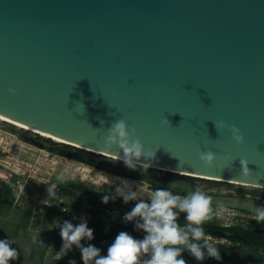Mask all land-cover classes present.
<instances>
[{
	"label": "water",
	"instance_id": "obj_1",
	"mask_svg": "<svg viewBox=\"0 0 264 264\" xmlns=\"http://www.w3.org/2000/svg\"><path fill=\"white\" fill-rule=\"evenodd\" d=\"M0 116L85 148L64 145L249 185L247 193L264 198V0H0ZM120 118L155 158L105 148L107 129ZM221 120L241 130L243 144L228 127L216 128ZM77 149L63 146L57 154L158 188L196 191L184 179L163 181ZM209 150L217 156L212 167L198 155ZM241 159L249 162L248 176L241 174ZM61 190L96 208L88 222L101 228L100 255L121 231L137 239L146 234L137 227L140 217L117 225L119 207L131 210L134 203ZM204 193L222 208L251 213L264 205ZM182 257L187 264H222L187 250Z\"/></svg>",
	"mask_w": 264,
	"mask_h": 264
},
{
	"label": "clouds",
	"instance_id": "obj_2",
	"mask_svg": "<svg viewBox=\"0 0 264 264\" xmlns=\"http://www.w3.org/2000/svg\"><path fill=\"white\" fill-rule=\"evenodd\" d=\"M9 92L16 94L15 89L10 88ZM165 123H169L167 118ZM214 123L217 129L228 127L237 145L244 143L243 133L236 125H226L223 120ZM107 133L105 148L109 151L115 145L122 149L125 157L132 154L136 158L142 156L145 159L155 158V153L151 156L145 153L136 129L130 128L125 119L114 120ZM198 155L207 167H212L217 159L216 154L210 150L201 151ZM124 163L131 167L129 159H125ZM248 163L245 159L240 160L242 175L251 174ZM58 179L62 180L63 176H59ZM55 188L56 185L53 184L47 188L48 197L55 198ZM123 199L127 203L129 196L125 195ZM103 200L107 202V197L105 196ZM211 204L212 197L200 190L181 196L169 189L155 188L149 200L136 202L125 214V219L129 221L134 217H140L141 222L137 227L146 233L142 239L121 231L109 245L107 255L102 256L101 250L94 244L88 246L81 244L82 239H93V229L88 227L86 221L74 225L71 221L65 220L59 226L63 241L62 250L65 252L75 245L80 249L84 264H89L90 261H94V264H187L182 257L185 250L197 260L205 259V250L208 257L220 260L219 248L214 245L210 236H206L202 226L205 221L212 219ZM177 209L185 214L184 220L187 223L183 227L177 222ZM250 212L257 223L264 224V205L254 207ZM12 243L10 239H0V264H9L10 260L17 259L18 252L11 247ZM142 253L148 254L146 258L141 257ZM69 264H76V261L70 260Z\"/></svg>",
	"mask_w": 264,
	"mask_h": 264
},
{
	"label": "rangeland",
	"instance_id": "obj_3",
	"mask_svg": "<svg viewBox=\"0 0 264 264\" xmlns=\"http://www.w3.org/2000/svg\"><path fill=\"white\" fill-rule=\"evenodd\" d=\"M31 138L42 141L44 143V147H40L33 143ZM62 145H64V143L58 142L53 138L43 136L37 132L0 119V173L2 172V174L5 175H10L12 173L14 180L20 179L23 183L25 192L21 196L18 197L17 191H12L13 194L17 196L15 197L14 202L18 207L23 208V210H32V214L35 215L46 214L47 208L58 206L62 201L73 203L74 200L71 197L66 196V194L59 192L58 187L60 182L69 181L83 182L97 188L121 193L124 196L128 195L129 198L134 200L140 201L150 199L153 189H149L150 187H147V185L143 183L136 182L129 178H122L113 174H108L101 170L92 168L85 163L54 154L49 150L51 147H61ZM61 175L63 176L62 180L58 179ZM190 177L204 180L198 181L200 184H207L208 182L225 183V181L212 180L208 178L195 176ZM51 184L56 185L55 198L48 197L47 188ZM225 184L238 185L231 182H227ZM77 206V210L79 211L92 210V208L83 203ZM228 211L235 214V211L225 209L223 212H225L226 216H228ZM219 212H222L221 209H219ZM217 213L218 210L216 208L213 212V217L216 218L217 222L223 225L246 223V220L239 218L236 214L233 215V218L227 220L225 217H218ZM58 217H60L58 212H54V218ZM6 221L7 220H2L0 217V239H3L1 232ZM33 222H36V218L34 217H32L28 229L21 231L20 234H22L24 240L22 243L19 242L17 244L18 241L14 240V248L18 252V257L17 259L12 260V264L38 263L37 261L34 262V257H32V259L31 257L30 259L28 258L34 244L44 243L47 240L50 244L62 243V238L60 236L56 235L55 237H52L49 235L53 234L55 220H53L50 226H48V224L46 225L42 219L38 223L36 222L33 224ZM28 232L33 233V235H27L29 234ZM210 237L214 245L219 248V250L223 244L232 245V243L225 237ZM94 239H85V241L81 244L84 246H88L89 244L95 245ZM19 247L23 248L24 252H22V250L20 251V249H18ZM237 248L241 249L242 246L237 245ZM67 251L69 258L68 263L70 260H75L76 264H84L79 248L73 246Z\"/></svg>",
	"mask_w": 264,
	"mask_h": 264
},
{
	"label": "trees",
	"instance_id": "obj_4",
	"mask_svg": "<svg viewBox=\"0 0 264 264\" xmlns=\"http://www.w3.org/2000/svg\"><path fill=\"white\" fill-rule=\"evenodd\" d=\"M49 150L53 153H56L57 148L51 147ZM63 183L64 182H61V184ZM69 185L77 188L80 193L89 195L99 200H103L105 196L107 197L109 195L105 191H101L97 187L83 182L80 183L71 182ZM15 197L16 196L13 194L12 189L8 187V185L2 182L0 179V214H2L4 218H7V221L4 224L2 230L3 239L12 238L10 239L11 241H13V243L11 244L12 248H14L15 245L14 240L18 241L17 244L19 242L22 243L24 241L22 234L20 233L22 230L28 229L29 223L32 217H34V215L32 214V210L30 211L23 210L21 207H18L15 204L14 202ZM67 204L72 208L76 205L81 204V202L74 200L73 203H67ZM211 207L213 210L212 219L205 221L204 224L202 225L205 230L206 236L211 235L214 237H225L232 243V245L223 244L220 247V255L228 260L236 259L238 262L264 261V224L257 223L255 220L254 221L247 220L245 224L239 223V224L223 225L217 222L216 218L213 217V212L216 209V206L211 205ZM57 210H58V206H52L50 208H47L46 214H35L36 222L38 223L42 219L46 225L47 224L49 225L54 217V212H57ZM184 217H185L184 213L177 216V222L181 227H183L187 223V221L184 220ZM64 220H68V219L66 217L61 218V216L57 218V225H56L57 230L60 229L59 226L60 224L63 223ZM140 222L141 221H139V223ZM88 227L93 229V236H95L96 233H98V231L101 229L92 222H89ZM27 235H32V233L30 232ZM94 238L96 239V237H93V239ZM85 239H82L81 243H83ZM237 245H241L242 248L238 249ZM33 254H34V248L32 249L31 254L28 258L30 259L31 257L32 259V257H34ZM12 263H13L12 261H9V264Z\"/></svg>",
	"mask_w": 264,
	"mask_h": 264
},
{
	"label": "flooded vegetation",
	"instance_id": "obj_5",
	"mask_svg": "<svg viewBox=\"0 0 264 264\" xmlns=\"http://www.w3.org/2000/svg\"><path fill=\"white\" fill-rule=\"evenodd\" d=\"M32 140H33V138H31V141ZM63 146H65L66 148H69V149H77V148H75L73 146H70V145H62L61 147H63ZM56 148H57V150H56V153H54V154H57V151H58V149L60 147H56ZM77 150H79L80 152H84V153L96 156V157L101 158V159L106 160V161L122 164V165H124L126 167H129L128 165H126L124 163V161H121V160H118V159H114V158L109 157V156L96 154L94 152H89V151H86V150H83V149H77ZM75 161H78V160H75ZM78 162H81V161H78ZM82 163H84V162H82ZM86 165H88V166H90L92 168H95L97 170H101L103 172H106L108 174H113V175H116V176H119V177H122V178H129V179L134 180L136 182L143 183V184L147 185V187H150L149 189L158 188V187L153 186V185H151V184H149V183H147L145 181H142V180H137V179L126 177V176H123V175H120V174H116V173H113V172H110V171H106V170L91 166L89 164H86ZM130 168L136 169V170L140 171L144 175H147V176H150V177H154V178H158V179H161L163 181H173V180L179 179V178L180 179H184V180L190 182L194 186L195 190H200V191L207 192V193H212V194L228 195V196H241V197H245L246 196V197L254 198V199H257V200H260V201L264 202V198L263 197H257L255 195H252V194H249V193L246 192V189L252 188V186H249V185H245V184H238V185L225 184L227 182H225V183H223V182H208L207 184H205V183L204 184H200V183H198V181H204V180L196 179V178H193V177H190V176H187V175L186 176L185 175H180V174L175 173V172L165 171V170H161V169H155V168L146 167V166H140V165H136V164H133V163H131V167ZM71 182L80 183V182H75V181H71ZM71 182L70 181L69 182H64L63 184H61V182H60L59 186H58L59 187V192L66 194L65 190H61L62 187H64V186L65 187L66 186L70 187V188L74 189L75 191H78L77 188H75L74 186H70L69 185ZM98 189L101 190V191H105L106 193L109 194L107 196V201H110L112 198H118V199L124 200L123 199L124 195H122L121 193H116V192H112V191L101 189V188H98ZM261 189L264 190V188H262V187H261ZM171 191H173L174 194L181 195V196H186V194L184 192H181L179 188H175L174 190H171ZM66 196H68V195L66 194ZM68 197H70V196H68ZM99 201H104V200H99ZM138 201L139 200H134V199L129 198V202H132L134 204L136 202H138ZM145 201H147V200H145ZM62 202H64V201H62ZM90 208H92V210L90 211L91 216H92V214H94V212L96 211V208L95 207H90ZM216 208L218 210V209H220L222 207L216 206ZM226 209H230V210L235 211V214L241 219H244L246 221L247 220L248 221H254L252 213L240 211V210H237V209H231V208H226ZM129 211H130L129 209H124L122 206L119 207V215L125 216V214L127 212H129ZM235 224H239V223H235ZM124 227H127V226L125 225ZM128 227H131V226H128ZM130 229H132V228H130ZM182 230H184V229H182ZM207 236H211V235H207ZM207 258H205V260H206V262H209L211 260V258L210 257H207ZM216 261L217 260H215V262ZM219 261H222V264H226V263L229 264L230 262H233V261L238 262L236 259L228 260V259L223 258L222 256H221V259ZM239 263H242V262H239Z\"/></svg>",
	"mask_w": 264,
	"mask_h": 264
},
{
	"label": "crops",
	"instance_id": "obj_6",
	"mask_svg": "<svg viewBox=\"0 0 264 264\" xmlns=\"http://www.w3.org/2000/svg\"><path fill=\"white\" fill-rule=\"evenodd\" d=\"M67 203L68 202H65L66 205H68ZM48 204H49V202H48ZM50 205H49V207H50ZM72 209L74 212V215L72 217H68V216L61 214L59 212V208H58L57 212L60 216L66 217L68 219V221L71 220V222H73L75 224H79L82 221H86L88 226H89L88 218L91 216L90 211H79V210H77L78 209L77 205L72 207ZM0 217L2 218V220H4V219L7 220V218H4L2 216V214H0ZM35 217H36V215H34V218ZM118 218H119L118 220L120 222H117V225L118 226H125L126 225L125 216L120 215ZM53 220H55V228H54L53 234H49V235L52 237L53 236L55 237L56 235L60 236V229L57 230V226H56L57 225V218L53 217L50 224L53 222ZM34 223H36V222H34ZM50 224L48 226H50ZM99 231H98V233H99ZM98 233H96V235L93 237H96L98 235ZM36 234H37V232H36ZM32 235H33V233H32ZM1 236L3 238L2 232H1ZM62 245H63V241H62V243L60 242V243H56V244H50V242L48 240L44 243L34 244V247H33L34 248V262L37 261L38 263H36V264H69L68 263V260H69L68 251L64 252L62 250ZM18 249H20V251L22 250V252H24L23 248L19 247ZM10 261H12V260H10Z\"/></svg>",
	"mask_w": 264,
	"mask_h": 264
},
{
	"label": "built area",
	"instance_id": "obj_7",
	"mask_svg": "<svg viewBox=\"0 0 264 264\" xmlns=\"http://www.w3.org/2000/svg\"><path fill=\"white\" fill-rule=\"evenodd\" d=\"M0 179L4 183H6L8 187L12 189V191H17L18 197L21 196L25 192L24 185L21 182V180L20 179L14 180L12 173L10 175H7V174L5 175V174H2L1 172ZM58 207H59V212L61 214L68 216V217H72L74 215L73 209L70 206L60 203ZM220 209L222 212L220 213L218 209V213H217L218 217H225L227 220H229L230 218H233V215H235L228 211V216H226L225 212H223V210H225L226 208H220ZM226 210H230V209H226Z\"/></svg>",
	"mask_w": 264,
	"mask_h": 264
},
{
	"label": "bare ground",
	"instance_id": "obj_8",
	"mask_svg": "<svg viewBox=\"0 0 264 264\" xmlns=\"http://www.w3.org/2000/svg\"><path fill=\"white\" fill-rule=\"evenodd\" d=\"M0 119L5 120V121H9V122H11V123H13V124H15V125H17V126H20V127H22V128H25V129H28V130H31V131L37 132V133H39V134H41V135H43V136L53 138L54 140H56V141H58V142L68 143V144H73V145H76V146H79V147L85 148V147H83V146H80V145L74 144L73 142H69V141H67V140H65V139H62V138H59V137H56V136L50 135V134L45 133V132H43V131L36 130V129L30 127V126H27V125L22 124V123H19V122H17V121H14V120H11V119H8V118H5V117H3V116H0ZM96 152L102 153V152H100V151H96ZM103 154H106L107 156H112V157H114V158H119V157H117V156H115V155H110V154H107V153H103ZM121 159L125 160V158H121ZM130 162H134V161H131V160H130ZM172 171H173V172H178V173H181V174H185V175H187V176H201V175H198V174H192V173L183 172V171H175V170H172ZM206 178H211V177H207V176H206ZM237 183H238V182H237Z\"/></svg>",
	"mask_w": 264,
	"mask_h": 264
}]
</instances>
